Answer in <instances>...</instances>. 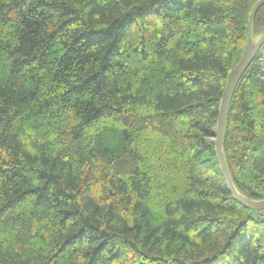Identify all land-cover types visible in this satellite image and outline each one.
I'll list each match as a JSON object with an SVG mask.
<instances>
[{"label": "trees", "instance_id": "1", "mask_svg": "<svg viewBox=\"0 0 264 264\" xmlns=\"http://www.w3.org/2000/svg\"><path fill=\"white\" fill-rule=\"evenodd\" d=\"M259 1L0 0V264H264Z\"/></svg>", "mask_w": 264, "mask_h": 264}, {"label": "water", "instance_id": "2", "mask_svg": "<svg viewBox=\"0 0 264 264\" xmlns=\"http://www.w3.org/2000/svg\"><path fill=\"white\" fill-rule=\"evenodd\" d=\"M263 3H264V0H260L252 10L250 20H249L248 45L246 47V51L244 53L243 58L241 59V61L232 70V72L229 75L227 85H226L224 95H223V101H222L220 112H219V122H218L217 135H216V150H217L218 161H219V164H220V167H221V170H222V173H223V176H224V179H225V182H226V185L229 191L240 202L250 207L256 208V209L264 208V200L263 201H253V200H250L244 197L238 192V190L236 189L232 181V178L228 170V166H227V162H226V158H225V154L223 150V142H224L228 110H229L230 102L234 94L235 88L239 80L243 76V74L250 67V65L256 58L258 52L264 45V35L256 43H254L251 38V29H252L253 20L255 18V15L259 7Z\"/></svg>", "mask_w": 264, "mask_h": 264}]
</instances>
